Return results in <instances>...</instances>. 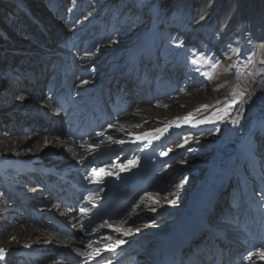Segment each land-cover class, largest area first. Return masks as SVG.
<instances>
[{"label":"bare ground","instance_id":"1","mask_svg":"<svg viewBox=\"0 0 264 264\" xmlns=\"http://www.w3.org/2000/svg\"><path fill=\"white\" fill-rule=\"evenodd\" d=\"M92 1L77 25L71 23L76 15L67 17L73 35L69 38L76 39L73 47L63 45L52 53L40 44L56 61L39 65L38 56L30 52L41 42L38 34L45 35L48 25L61 24L53 7L38 0H0V5L14 4L25 19L16 26L14 41L4 38L6 27H0V49L8 47L0 50L1 63L10 52L17 58L24 54L15 64L18 68L7 69L12 82L6 88L18 107L39 114L31 118L36 123L33 133L29 124L17 121L14 129L24 128L27 135L20 131L23 137L0 140V264H81L107 253L112 258L131 256L134 264H158L177 247L204 256L219 244L208 231L207 219L214 216L231 240L260 242L246 264H264V0ZM107 24L111 29H99ZM243 32L248 36L233 45L230 35L241 37ZM87 35L89 50L81 52ZM167 44L177 45L181 56L183 48L192 49L197 62L174 68L169 61L177 55L167 53L165 68L160 66ZM243 45L257 57L239 77ZM202 56L210 61L201 63ZM20 75L28 79L19 83ZM58 91L67 98L66 111L51 105ZM95 99L115 119L99 142L75 147L59 130V138H49L48 129L71 123ZM41 121L48 128L42 129ZM110 153L113 159L98 174L86 175L90 183L149 182L151 191L104 224L95 241L76 244L21 222L20 199L35 200L40 210L50 209L73 222L71 213L43 200L35 170L70 173L83 168L88 156ZM142 213L149 215V222L133 220ZM196 234L202 236L192 245ZM57 248L73 252L75 261L62 260L60 252L65 251L55 257Z\"/></svg>","mask_w":264,"mask_h":264},{"label":"rangeland","instance_id":"2","mask_svg":"<svg viewBox=\"0 0 264 264\" xmlns=\"http://www.w3.org/2000/svg\"><path fill=\"white\" fill-rule=\"evenodd\" d=\"M38 1L40 3H46L47 2L46 3V7H48V8H52L53 7L54 12L57 14V19H59L60 22H61V24L56 22V23H54L52 25H48L47 26L48 30H47V33L45 35L38 34V39L41 40V42L40 43L38 42L37 45L35 44L36 48L34 50H31V52H30L31 55H33V54L37 55L38 56L37 63L39 65H43L44 63H47V62H50V61H56V56H54L51 53H47L46 54L38 46L40 44L44 45V47L50 48L52 53H58L56 48L57 47L58 48H63L64 47L63 45H65L67 47L68 46H72L73 47L74 40H76V39H74V38L71 39L72 37L69 38L70 36H73V35L67 29V25H68V23H67V19L68 18L67 17L70 16V18H71L73 16L75 17V15H76L77 16V21H72L71 20V23L74 24V25L75 24L77 25L78 23L81 22V18L86 13L88 14L87 10L90 9L89 6H91V4H94V1L90 0L91 2L89 1V3L86 0H78V3H77V0H38ZM124 1L125 2H130V1L134 2L136 0H124ZM156 3L157 2H155V4ZM116 8H118V6ZM0 12H1V14H0V27L1 28H5V27L7 28L8 27V29H9L7 31L6 28H5V30H4L5 31L4 38L6 36V38L9 41L10 40H12V41L17 40L18 39L17 38V36H18L17 33H18L19 30L16 31L17 30L16 26L23 25L24 20H25L24 16H23V13L15 11L14 10V4L10 5V7H7L6 5H3V4L0 5ZM95 19H96V21L99 20L98 17H96ZM169 21L171 22L172 20H169ZM175 22H177V20H175L174 23ZM117 23H119V22H115V24H117ZM218 26H219V21L216 24V27H218ZM216 27H214V28L216 29ZM212 28H213V26L211 27V29ZM99 29L101 31H105V30L111 29V26L109 24H107L105 27H100ZM211 29H209V31H211ZM206 32L207 31L204 30V28H203L202 34L206 35ZM90 33H92V31H90ZM93 34H94V32H93ZM248 34H249L248 32H243V35L241 37H240V34H237V35H234V36L230 35L232 44L233 45H237V44L239 45L240 42H241V39L245 38V36H248ZM41 38H43V39H41ZM87 38H89V35L85 36L81 40V43H80L81 52H83L85 50H89L87 48V43H86ZM23 41H25V39L22 40L21 42H23ZM35 46H32V47H35ZM0 47H2V45ZM7 48L8 47H7V44H6V48H3V49L1 48V49L4 50V49H7ZM90 48H93V47H90ZM183 50H184V52L182 51L183 55L181 56V50H179L177 45H175V44H167L164 47L163 51L160 53V60H161L160 66L165 68L166 64H164V62L166 60V54L167 53H169V54L173 53V54L177 55V57H175L177 59H173L174 57L171 56V58H170L171 61H169V65L172 64L174 68H176V67L178 68V67H180L182 65L186 66V65L192 64V63H194V61L197 62V60L193 56L192 49H187L185 47V48H183ZM32 51L34 53H32ZM241 51H242L243 54L241 53L242 54V57H241L242 59H241L240 63H243V64H241V65L239 64V67H238L237 73H238L239 77H243V75H245L244 66H246V64H251V63L253 64V60L256 59V57H257L254 54L252 55V53L249 50V46H247V45H243V48L241 49ZM250 53H251V56H250ZM10 54L11 55H8L7 58L2 60V63L0 61V88L5 87V88L1 89L0 94L2 93V95H3V93H4V95H5V93H6L5 96L3 95L4 98L1 100L2 104L0 105V125H1L0 126V140H4L7 137L9 138L10 136H12V137L22 136L23 137V135L17 134L20 131H22L24 133V135L26 136L27 132L25 133L23 131L24 128L20 127L18 130L14 129L15 126H17L16 125L17 121H23V124H29V126H31L30 123L33 122L31 124L35 125L36 123L31 118L32 117L34 118L36 115H39V114L30 112L29 109L18 107L15 104V96L9 95V93H8L9 91L6 88V86L9 87V85L12 82V77H11V75H9V71H7V69H9L11 65H12L13 69L18 68V67L15 66V64H17L19 62H22V57L24 56V54H21V57L17 58L14 53L10 52ZM238 56H239V54H238ZM201 60H202L201 63L202 62L203 63H208L210 61L207 56H202ZM39 62H41V64ZM52 63H54V62H52ZM218 66H219L218 64H216V63L214 64V67H216L217 69L219 68ZM247 73L250 76H252V72L247 71ZM22 76L23 75H20V77H18L19 79L21 78L19 83L21 81H24V80L28 79V77L26 75H24L23 78H22ZM123 79L124 80H122V82H121L122 85L126 82V78H123ZM75 82H76V78H75V74H74V78H73L74 85L76 84ZM127 85H129V82L127 83ZM43 88H44V86H43ZM35 91H37V88L35 89ZM165 92H167V90H165ZM11 105L15 106V107H18V108L11 107ZM37 123L39 124V122H37ZM41 123H40V125H42V129H46L45 127L48 128V125H46L45 122L43 123V121H41ZM64 126L65 125H63L60 128V125L56 124L55 128H59L57 130H59L61 132V130L64 128ZM2 130H5V131H2ZM34 130H36V129H34ZM34 130L32 132H30V133H33ZM48 130H50V129H48ZM9 131H13V133H8ZM37 134L39 135L40 133H37ZM48 134H41L40 136H45V135H48ZM48 136H49V138H51V137L59 138V136H54V135H48ZM34 148H35V146L33 147L32 144H31L30 149H34ZM54 157L55 156H49V158L52 159V160H55ZM36 167H39V166H36ZM169 175H170V177H173L174 175H176V173H175V171L174 172H170ZM177 178H178V176L175 177V180ZM150 186H151V184H149V186H148V188L146 190H142L141 191V194L139 195L140 198L143 195H146V193L151 191ZM225 206L229 207L228 204H226ZM139 218H141V219L146 218V220L148 222L150 221V217H149V215L147 213L139 214L136 217H134L133 220L135 219V221H137V219H139ZM215 220H217L216 216L211 217V218L209 217L207 219V224H208V226H210V228L214 225ZM144 223L146 224V222H143L141 224H144ZM217 227L219 228V226H217ZM196 240H198V239H196ZM196 240L192 241L190 243L193 245L196 242ZM202 240L203 239L199 240V242H201ZM60 251H69V250H66L64 248H57L55 250V257L58 256V253ZM69 252H71V251H69ZM15 259H19V258L16 257Z\"/></svg>","mask_w":264,"mask_h":264},{"label":"snow or ice","instance_id":"3","mask_svg":"<svg viewBox=\"0 0 264 264\" xmlns=\"http://www.w3.org/2000/svg\"><path fill=\"white\" fill-rule=\"evenodd\" d=\"M194 63H195V61H194ZM2 252H3V250H0V258H2Z\"/></svg>","mask_w":264,"mask_h":264}]
</instances>
